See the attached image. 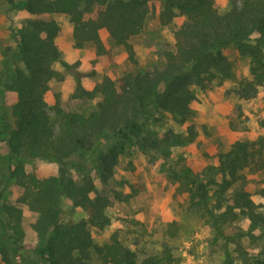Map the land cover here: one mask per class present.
Masks as SVG:
<instances>
[{
	"label": "trees",
	"instance_id": "16d2710c",
	"mask_svg": "<svg viewBox=\"0 0 264 264\" xmlns=\"http://www.w3.org/2000/svg\"><path fill=\"white\" fill-rule=\"evenodd\" d=\"M154 1L19 2V9L29 15L20 28L12 29L22 67H16L4 85L5 91L16 95L8 108L9 123L7 118L0 119V135L4 134L1 139L8 151L7 177L19 194L15 203L0 204L1 264H18L17 251L25 237L20 206L36 215L31 229L39 264H158L156 257L138 260L116 236L102 245L93 243L89 226L102 230L109 224L111 202L99 195L89 174H81L77 183L72 169H81L80 162L89 161L95 175L105 182L112 176L117 153L132 147L136 139L166 159L170 147L191 143L195 138L191 129L186 134L169 131L162 138L148 140L141 138L143 125L147 121L160 123L164 114L186 118L196 100L194 89L207 90L214 81L232 79L233 65L224 53L228 48L249 60L251 79L238 83L237 94L249 99L258 89L264 91V0H232L225 12L216 10L213 0H160V25L184 18L173 32V51L164 52L163 68L144 74L124 73L117 82L104 77L91 90L83 88L77 79L72 98L97 100L87 114L64 112L57 104L48 108L45 95L50 83L64 77L53 65L65 64L55 44L58 24L38 17H67L77 49L92 43L96 56L108 55L100 39V31L105 30L114 44L131 54L130 39L141 32ZM98 139L102 140L100 153L93 157ZM86 155L90 159L84 158ZM36 161L56 164V173L40 178L27 172L26 164ZM263 171V144L237 141L218 155L217 165L199 173L183 168L171 171L169 177L186 182L217 233H222L223 223L242 215L248 219L246 235L264 239V216L256 212L246 187L247 174ZM63 198L79 208L85 218L61 222ZM214 209L220 212L216 214ZM239 256L242 261L235 264H264V259L247 258L243 253ZM228 261L231 264L230 258L226 264Z\"/></svg>",
	"mask_w": 264,
	"mask_h": 264
},
{
	"label": "rangeland",
	"instance_id": "374dc122",
	"mask_svg": "<svg viewBox=\"0 0 264 264\" xmlns=\"http://www.w3.org/2000/svg\"><path fill=\"white\" fill-rule=\"evenodd\" d=\"M21 1L0 0V119L7 118L8 123V108L15 102L16 95L5 91L4 85L13 70L22 67L12 29L20 28L29 18L18 7ZM213 6L225 12L231 8L232 0H213ZM162 7L160 0L150 4L141 32L130 39L131 54L114 44L105 30L100 31V39L108 55L96 56L92 43L77 49L67 17H38L52 19L58 24L55 44L65 64L53 65L64 77L60 82L50 83L45 95L47 107L51 109L57 104L64 112L87 114L94 109L97 100L72 98L77 79L83 88L91 90L104 77L117 82L124 73L144 74L163 68L164 52L173 51V32L184 18L177 17L171 24L160 25L158 18ZM224 53L233 65L232 79L214 81L207 90L194 89L196 100L191 103V113L186 118L164 114L160 123L147 121L143 125L141 138L148 140L162 138L169 131L186 134L191 129L195 132L191 143L170 147V157L166 159L135 138L132 147L117 153L112 176L105 182L95 175L89 161L80 162L81 169H72L77 183L81 182V174H89L99 195L111 202L107 209L109 224L102 230L89 226L94 244L108 243L116 236L136 253L138 260L156 257L158 264H226L229 258L231 264H235L242 261L239 253L247 258L264 259V239L246 235L248 219L245 216L223 223L222 233H217L209 215L198 207L186 182L169 177L171 171L188 168L192 173H199L207 166L217 165L218 155L237 141L261 142L264 146V91L258 89L254 97L241 98L237 94L238 83L251 79L249 60L232 48ZM3 135H0V204H13L19 189L7 177L8 151L1 139ZM101 142L98 139L93 157L100 153L98 144ZM84 158L90 159L89 155ZM75 161L79 163V159ZM26 171L42 178L55 174L57 165L36 161L26 164ZM247 179L246 187L257 207L256 212L264 216V171L247 174ZM20 207L25 237L17 251L16 262L39 264L36 237L31 229L36 215ZM214 212L218 214L220 209ZM82 218L85 214L63 198L60 221ZM260 230L262 227L257 229Z\"/></svg>",
	"mask_w": 264,
	"mask_h": 264
}]
</instances>
